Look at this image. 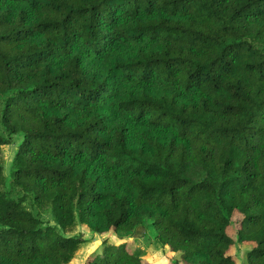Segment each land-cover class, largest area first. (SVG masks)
Returning a JSON list of instances; mask_svg holds the SVG:
<instances>
[{
    "label": "trees",
    "instance_id": "1",
    "mask_svg": "<svg viewBox=\"0 0 264 264\" xmlns=\"http://www.w3.org/2000/svg\"><path fill=\"white\" fill-rule=\"evenodd\" d=\"M76 225L264 264V0H0V264H69Z\"/></svg>",
    "mask_w": 264,
    "mask_h": 264
},
{
    "label": "rangeland",
    "instance_id": "2",
    "mask_svg": "<svg viewBox=\"0 0 264 264\" xmlns=\"http://www.w3.org/2000/svg\"><path fill=\"white\" fill-rule=\"evenodd\" d=\"M20 139L15 138L12 145L4 146L1 148L4 159V174H9V168L11 160L14 156L16 148ZM45 220H50L48 216H44ZM242 217L240 214L234 213L231 218V227L228 231V235L235 238V234L240 227ZM65 236H81L85 243L82 244L75 253L74 259L69 264H85L89 257L96 251H101L102 243H107L113 246L126 245L131 251L133 249H140L144 252L143 259L152 264H184L181 261L179 254L173 255L168 258L160 251L159 247L154 243V234L150 228H138L134 237L121 239L119 236L109 232L105 235H95L88 228L82 225H76L70 232L64 234ZM249 250V246L245 244L237 245L234 254L240 264H246V251Z\"/></svg>",
    "mask_w": 264,
    "mask_h": 264
}]
</instances>
